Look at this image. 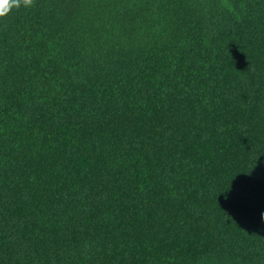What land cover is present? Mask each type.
I'll return each mask as SVG.
<instances>
[{
  "label": "trees",
  "instance_id": "1",
  "mask_svg": "<svg viewBox=\"0 0 264 264\" xmlns=\"http://www.w3.org/2000/svg\"><path fill=\"white\" fill-rule=\"evenodd\" d=\"M264 264V0H0V264Z\"/></svg>",
  "mask_w": 264,
  "mask_h": 264
},
{
  "label": "rangeland",
  "instance_id": "2",
  "mask_svg": "<svg viewBox=\"0 0 264 264\" xmlns=\"http://www.w3.org/2000/svg\"><path fill=\"white\" fill-rule=\"evenodd\" d=\"M204 264H209V263H204Z\"/></svg>",
  "mask_w": 264,
  "mask_h": 264
}]
</instances>
